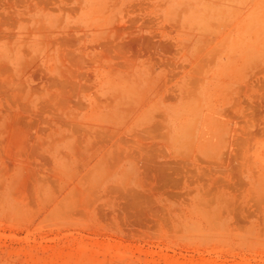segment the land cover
Listing matches in <instances>:
<instances>
[{
	"label": "rangeland",
	"instance_id": "obj_1",
	"mask_svg": "<svg viewBox=\"0 0 264 264\" xmlns=\"http://www.w3.org/2000/svg\"><path fill=\"white\" fill-rule=\"evenodd\" d=\"M0 264H264V0H0Z\"/></svg>",
	"mask_w": 264,
	"mask_h": 264
}]
</instances>
